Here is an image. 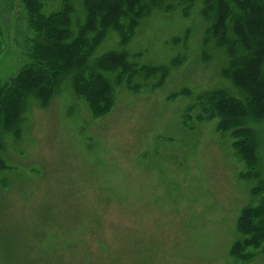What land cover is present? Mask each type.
<instances>
[{
  "label": "rangeland",
  "instance_id": "1",
  "mask_svg": "<svg viewBox=\"0 0 264 264\" xmlns=\"http://www.w3.org/2000/svg\"><path fill=\"white\" fill-rule=\"evenodd\" d=\"M21 4L0 0V80L7 90L24 69L13 40L16 21L25 18ZM204 13L211 16V10ZM181 15L167 9L135 18L141 23L130 41L135 51L127 50L141 52L136 69L164 66L140 71L133 80L139 87L127 88L134 71L107 74L96 62L117 41L115 32L94 40L80 57L96 62L92 72L74 74L73 83L53 75L56 86L61 83L53 94L43 85L50 106L41 111L35 104L26 134L20 133L24 143L14 149L5 142L1 153L8 168L1 171L0 164V264H264V228L255 224L250 234L237 227L242 210L258 208L260 196L253 195L254 174L234 147L236 125L208 117L209 106L200 99L232 89L219 77L214 56L222 52L211 48V58L201 55L197 25L205 27L198 19L204 15L196 12L183 49L172 43L184 27ZM179 50L183 59L177 62ZM84 78L101 83L110 98L89 97L80 84ZM262 118L238 127L261 139L258 171L264 179Z\"/></svg>",
  "mask_w": 264,
  "mask_h": 264
},
{
  "label": "trees",
  "instance_id": "2",
  "mask_svg": "<svg viewBox=\"0 0 264 264\" xmlns=\"http://www.w3.org/2000/svg\"><path fill=\"white\" fill-rule=\"evenodd\" d=\"M23 1L18 0L19 4H24L17 6L18 12L20 7L25 11V18L16 21L13 40L14 45L18 46L21 52L22 63L19 64H24V69L17 78L12 77L13 83L8 90L0 80V164H4V167L1 166V171H6L8 168L2 158L5 142L11 140L10 147L14 149L24 143L19 137L21 131L26 134L24 125L27 122L28 111L32 110L35 104L41 111L44 109L46 111L50 106L52 99L49 98L46 90L49 89L53 94V90L56 88L55 90L58 91L61 84L56 86L58 80L54 83L51 80L53 75L58 79L61 74L63 80L68 78L73 83L74 74H81L82 71L92 72L96 62L97 64L101 62L102 69L108 71L107 74L111 71L115 72V68L120 69L123 74L126 70L134 71L132 73L134 77L127 88L132 90L139 87L133 80L136 75L141 76L140 71L155 73L163 70L164 66L158 68L146 64L145 68L136 69L137 55L141 52L132 53L130 49L127 50V47H130L135 51L130 41L141 27L140 21L135 18L143 13L147 15L149 12L178 9L182 14L179 21L184 23V27L172 36L171 42H180V49H183L184 36L193 33L194 12H196L204 15L199 16L198 19L205 27L200 28L197 25L202 31L199 37L202 40L201 55L211 58L208 52L211 48L222 52L220 58L214 56L215 61L221 63L218 69L219 77L221 76L223 80L226 78L232 83L230 91L215 89L203 94L204 97L209 95L211 97L200 99H205L209 106L205 112L208 117L219 115L224 127L236 125L231 132L234 147L240 151L248 173L254 174L258 191L252 192L253 195L260 196L257 201L260 202L258 208L247 206L242 210L237 227L238 230H245L250 234L254 232L255 224L264 228V201L261 199L264 196V179L258 171L260 165L258 145L261 139L254 131L250 134L247 126L238 127L242 122L245 124L250 121L249 119L262 121L264 116V112L260 113L264 109V0H234L233 4L230 0ZM137 1L142 6L135 8L134 3ZM194 5L198 8L193 9ZM209 10L211 16L207 18L204 12ZM113 32L117 35V41L111 43L108 49L104 48V52L96 62L93 60L90 64L89 60L80 58L84 52L88 54V50L94 46V40L103 36L106 38L108 33ZM85 41L90 46L89 49L84 47L82 42ZM22 43L24 45H21ZM1 46L2 44L0 61ZM179 52L177 62L183 59V54L180 50ZM109 59L113 60L110 62L112 68L109 67ZM115 61H120L118 67H113ZM176 61L171 60L170 65ZM165 68L169 67L165 66ZM43 72L49 73V77H44ZM144 75L145 78L148 77ZM32 76L33 79H29ZM117 83L118 80H115L113 87ZM80 84L84 89L87 86L85 90L91 98H110L105 96V89L101 83L84 78ZM99 107H106L105 101H100Z\"/></svg>",
  "mask_w": 264,
  "mask_h": 264
}]
</instances>
